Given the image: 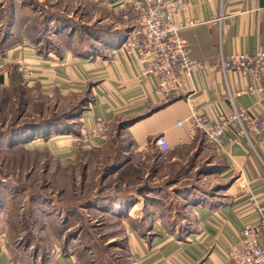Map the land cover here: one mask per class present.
<instances>
[{
    "label": "crops",
    "instance_id": "obj_1",
    "mask_svg": "<svg viewBox=\"0 0 264 264\" xmlns=\"http://www.w3.org/2000/svg\"><path fill=\"white\" fill-rule=\"evenodd\" d=\"M136 1L140 0L114 4L122 9ZM184 1L187 10L177 22L192 20L195 25L181 35L192 58L208 63V69L194 75L185 90L170 96L156 93L159 80L144 73L147 64L137 52L118 46L104 45L86 56L72 52L45 56L19 45L0 55L7 66V73L0 75L7 76L12 66L23 84L42 94L90 97L79 113L78 126L73 120L66 129L45 127L44 138L35 136L23 144L48 149L52 160L72 165L82 161L83 153L107 149L104 171H112L117 178L133 176L135 185L118 193L121 196L110 197L105 210L123 222L132 264H233L230 249H242L241 233L246 224H258L257 207L264 208V130L237 140L236 130L231 129L215 145L202 132H193L188 123L178 125L191 114L188 99L208 119L216 120L232 112L231 95L237 93L242 94L234 99L236 106L264 115V85L262 91L249 93L248 88L259 83L249 75L223 71L220 61L224 55L264 51V0ZM222 13L223 21L214 23ZM20 65L31 69L27 79ZM100 118L107 132L92 137ZM160 135L170 144L167 152L155 145ZM206 163L211 169L208 175ZM194 173L199 185L211 178L221 186L209 194L195 185ZM151 174L155 180L161 174L170 180L165 185L170 191L182 188L172 190L175 198L161 199L162 189L143 186ZM184 185L191 189L185 190ZM141 188L145 190L138 193ZM128 194L134 200L127 202ZM79 255L53 251L32 263L83 264ZM0 264L21 263L14 262L10 250L1 245Z\"/></svg>",
    "mask_w": 264,
    "mask_h": 264
},
{
    "label": "rangeland",
    "instance_id": "obj_2",
    "mask_svg": "<svg viewBox=\"0 0 264 264\" xmlns=\"http://www.w3.org/2000/svg\"><path fill=\"white\" fill-rule=\"evenodd\" d=\"M115 1L0 0V55L19 45L45 56L99 52L105 39L128 31ZM8 71L0 84V247H7L21 264H33L53 251L80 254L83 264H132L123 222L105 210L110 197L135 185L133 176L117 178L104 171L107 149L83 153L82 161L72 165L55 162L48 149L23 144L35 136L44 138L40 130L47 126L39 127L44 123L61 130L75 120L78 126L90 97H50L23 84L14 67ZM210 170L206 163L205 175ZM191 176L209 194L221 186L211 178L199 185L197 173ZM150 178L143 186L162 189L165 193L157 195L164 200L175 198L172 190L182 188H165L170 180L162 174ZM128 195L127 202L134 200Z\"/></svg>",
    "mask_w": 264,
    "mask_h": 264
},
{
    "label": "built area",
    "instance_id": "obj_3",
    "mask_svg": "<svg viewBox=\"0 0 264 264\" xmlns=\"http://www.w3.org/2000/svg\"><path fill=\"white\" fill-rule=\"evenodd\" d=\"M225 1L221 0V3L224 4ZM186 10L187 3L184 0H140L122 8L123 19L129 25L124 41L118 47L137 52L140 60L147 64L144 73L154 75L159 80L156 88L158 95L170 96L185 90L194 75L208 69V63L192 58L190 46L181 35L185 28L195 25L192 20L177 22V17ZM223 18L222 13L213 22L221 23ZM220 61L223 71L231 70L240 75H249L259 83L257 88H248L249 93L263 90L264 51L255 55H224ZM6 68V64L0 59L1 73L6 74ZM19 70L25 79L32 73L28 66H21ZM241 94L231 95L232 112L220 115L216 120L208 119L188 99L191 114L188 119L179 121L178 125L188 123L193 132H202L206 141L215 145H220L221 138L231 129L236 130L237 140L264 130V115H256L249 109L236 106L234 99ZM106 132L105 121L100 118L98 129L91 132V136L97 137ZM155 145L161 152L170 150L165 135L157 137ZM257 210L258 224H246L241 233L242 249H230L233 264H264V208L258 206Z\"/></svg>",
    "mask_w": 264,
    "mask_h": 264
},
{
    "label": "trees",
    "instance_id": "obj_4",
    "mask_svg": "<svg viewBox=\"0 0 264 264\" xmlns=\"http://www.w3.org/2000/svg\"><path fill=\"white\" fill-rule=\"evenodd\" d=\"M124 38H125V36L124 37H121L120 35L119 36H116V37H108L107 40L106 39L104 40V43L105 44H103V45H105V46H108L109 45V46H113V47L115 46V47H117V46H119L124 41ZM5 77L7 78L6 75H0V84H3L4 83ZM45 126L48 127L47 123L41 124L39 127L40 128H44ZM45 132L46 131H44V133ZM29 133H31V132H29ZM29 133L27 135V138H24V140H27L31 136V134H29Z\"/></svg>",
    "mask_w": 264,
    "mask_h": 264
},
{
    "label": "water",
    "instance_id": "obj_5",
    "mask_svg": "<svg viewBox=\"0 0 264 264\" xmlns=\"http://www.w3.org/2000/svg\"><path fill=\"white\" fill-rule=\"evenodd\" d=\"M145 190V188H141L138 190V193H142Z\"/></svg>",
    "mask_w": 264,
    "mask_h": 264
}]
</instances>
